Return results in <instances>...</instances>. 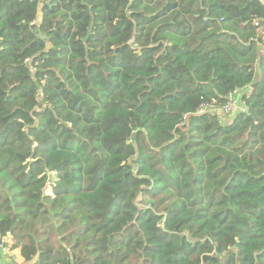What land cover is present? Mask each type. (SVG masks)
Instances as JSON below:
<instances>
[{
  "label": "trees",
  "instance_id": "trees-1",
  "mask_svg": "<svg viewBox=\"0 0 264 264\" xmlns=\"http://www.w3.org/2000/svg\"><path fill=\"white\" fill-rule=\"evenodd\" d=\"M263 40L264 0H0L3 245L264 264Z\"/></svg>",
  "mask_w": 264,
  "mask_h": 264
},
{
  "label": "rangeland",
  "instance_id": "rangeland-1",
  "mask_svg": "<svg viewBox=\"0 0 264 264\" xmlns=\"http://www.w3.org/2000/svg\"><path fill=\"white\" fill-rule=\"evenodd\" d=\"M247 91H248V89H244L240 95L233 94L231 96V101L236 102L231 111H226L225 109L215 110L217 112V114H219V117L221 118L222 121H224V122L230 121L234 117V115L237 113V111H239L240 109L243 108L242 96Z\"/></svg>",
  "mask_w": 264,
  "mask_h": 264
},
{
  "label": "built area",
  "instance_id": "built-area-1",
  "mask_svg": "<svg viewBox=\"0 0 264 264\" xmlns=\"http://www.w3.org/2000/svg\"><path fill=\"white\" fill-rule=\"evenodd\" d=\"M257 43H258V45L260 46L261 54L264 56V40H263L262 42L257 41ZM244 89H248V92H251L252 87L249 86V87L244 88ZM244 89L236 90V91H234V92L230 95L229 100H228V103H227L226 106L224 107V109H225L226 111H231V110L233 109V107H234V104L236 103V102H232V101H231V96H232L233 94H238V95H240L241 92H242ZM200 111H201V112H204V111H205V108H202ZM3 242H7V241H6V240H0V250H2L3 252H5L6 254H8V255L11 256V255H12V252L9 251L8 247H6V246L3 245Z\"/></svg>",
  "mask_w": 264,
  "mask_h": 264
},
{
  "label": "crops",
  "instance_id": "crops-1",
  "mask_svg": "<svg viewBox=\"0 0 264 264\" xmlns=\"http://www.w3.org/2000/svg\"><path fill=\"white\" fill-rule=\"evenodd\" d=\"M12 255L13 257L0 250V264H31L25 262L20 249L14 250Z\"/></svg>",
  "mask_w": 264,
  "mask_h": 264
}]
</instances>
